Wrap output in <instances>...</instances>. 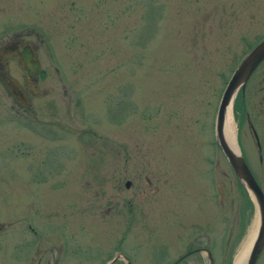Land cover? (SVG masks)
<instances>
[{"label":"rangeland","instance_id":"374dc122","mask_svg":"<svg viewBox=\"0 0 264 264\" xmlns=\"http://www.w3.org/2000/svg\"><path fill=\"white\" fill-rule=\"evenodd\" d=\"M17 33L40 70L0 58V264H233L257 213L214 117L264 0H0Z\"/></svg>","mask_w":264,"mask_h":264},{"label":"flooded vegetation","instance_id":"af4514ba","mask_svg":"<svg viewBox=\"0 0 264 264\" xmlns=\"http://www.w3.org/2000/svg\"><path fill=\"white\" fill-rule=\"evenodd\" d=\"M15 36V40L11 39L8 44L5 43L0 46V58H6L8 63H11V66L13 67L14 71L18 72V74L20 72L23 73V71L26 70L25 76H27V78L30 80V78H33L34 76L31 74L29 75L30 71L27 66H25V61L22 55L28 54L29 56H31V62H35L37 61V59L33 56L32 49L24 44L25 41H23L22 34L17 33V35L15 34ZM262 40H264V36L262 38H259L258 41L255 42L253 45H250L247 50L244 51L243 54H241L242 58L240 59V61L248 52L251 51V49L256 46L258 42H262ZM256 65L257 66L254 68V70L249 74V77L247 78L246 82H244V84L237 90V92L234 93V98L230 104V107L232 108L230 120L232 123L231 127H233L234 130L232 135L234 147H236L238 155L243 159L245 167H247V169L251 173V177L254 178L257 184L256 186L259 188V192L261 193L260 196L263 198L264 201V58ZM240 131H242V139H245L246 141L245 145L250 147L249 150H244L242 147V143L238 137ZM214 145L215 148H218L216 147V142ZM251 147H255V154L251 153V151H253ZM218 149L220 150V148ZM222 157L224 158L223 153ZM252 161H254L255 163L257 161V164L255 165V163ZM227 168H229L231 173L233 174V171L229 167L228 163ZM255 170H257L258 172V174L256 175ZM235 180L238 183L236 178ZM238 187L246 191V189L243 188L240 183H238ZM25 228L34 235H36V230L32 229L29 224L25 226ZM197 251L201 252L198 249L184 253L183 255H181V257L178 258V260L173 262V264L180 263L182 259L191 257V254H195ZM205 253L206 257L207 254L210 257V254L207 251H205ZM116 254L114 256H116ZM119 255H122L123 257L128 259L122 253H119ZM112 258L113 257H111V259ZM117 260H121L123 261V264H126V261L122 257L117 258L110 264L116 262ZM258 263L264 264V244L262 245L258 256L255 257V261L253 264ZM127 264H129V259ZM208 264H212V261H210V263L208 262Z\"/></svg>","mask_w":264,"mask_h":264},{"label":"water","instance_id":"95a60500","mask_svg":"<svg viewBox=\"0 0 264 264\" xmlns=\"http://www.w3.org/2000/svg\"><path fill=\"white\" fill-rule=\"evenodd\" d=\"M23 59L25 61V66L29 69V75L35 76L38 73L40 66H38V62H31V56L28 54H23ZM264 58V40L262 42H258L256 46L248 52L243 59L236 65L233 73L230 74V78L227 83L224 85V91L220 94L219 104H217V111L215 114V126L214 128V138L216 142V147L220 148L223 153L224 158H226L229 167L233 171L234 178L237 179L238 183L241 184L243 188L248 192L249 198L252 199L253 206L256 208V218L258 221V225H256L257 231L256 235H254V240L252 245L249 247L248 256H246L245 264H253L255 261V257L258 256L259 251L261 250L262 245L264 244V201L260 196L259 188L256 186V182L253 177H251V173L245 167V163L243 159L238 155L236 147L228 146L225 138H223V128L222 125L225 121V114L229 109V105L231 104L234 93L246 82L249 74L254 70L257 66L256 64L260 62ZM124 187L127 189L129 187V183H124ZM122 257L126 264L128 259L119 255V253L114 256L110 262L106 264H110L114 260L119 257ZM207 259L209 261V255L207 254ZM210 263V261H209Z\"/></svg>","mask_w":264,"mask_h":264},{"label":"bare ground","instance_id":"6f19581e","mask_svg":"<svg viewBox=\"0 0 264 264\" xmlns=\"http://www.w3.org/2000/svg\"><path fill=\"white\" fill-rule=\"evenodd\" d=\"M230 114L229 111L225 114L224 117L225 121L224 124L222 125L223 128V138H225L226 143H228V146L233 147L234 143H233V127H231V120L228 117ZM233 122V121H232ZM225 136V137H224ZM256 225H258V221L257 218L254 219V221L251 223V226L248 229V232L245 236V238H243V242L240 246L239 251L237 252V255L235 256L234 263L233 264H244L245 262V257L248 256V252H249V247L252 245V242L254 240V235H256Z\"/></svg>","mask_w":264,"mask_h":264}]
</instances>
